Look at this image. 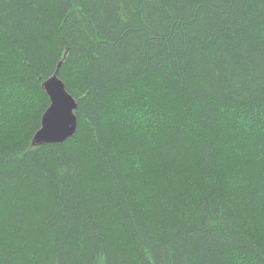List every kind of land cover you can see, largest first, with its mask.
<instances>
[{
    "label": "trees",
    "instance_id": "16d2710c",
    "mask_svg": "<svg viewBox=\"0 0 264 264\" xmlns=\"http://www.w3.org/2000/svg\"><path fill=\"white\" fill-rule=\"evenodd\" d=\"M0 264H264V0H0Z\"/></svg>",
    "mask_w": 264,
    "mask_h": 264
},
{
    "label": "water",
    "instance_id": "95a60500",
    "mask_svg": "<svg viewBox=\"0 0 264 264\" xmlns=\"http://www.w3.org/2000/svg\"><path fill=\"white\" fill-rule=\"evenodd\" d=\"M60 63L55 72L42 82L50 103L41 116L40 128L32 137L33 146L62 143L77 129V101L58 76Z\"/></svg>",
    "mask_w": 264,
    "mask_h": 264
}]
</instances>
